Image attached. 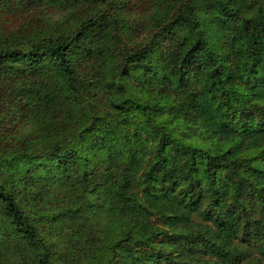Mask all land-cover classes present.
Segmentation results:
<instances>
[{
    "label": "trees",
    "instance_id": "16d2710c",
    "mask_svg": "<svg viewBox=\"0 0 264 264\" xmlns=\"http://www.w3.org/2000/svg\"><path fill=\"white\" fill-rule=\"evenodd\" d=\"M0 264H264V0H0Z\"/></svg>",
    "mask_w": 264,
    "mask_h": 264
}]
</instances>
